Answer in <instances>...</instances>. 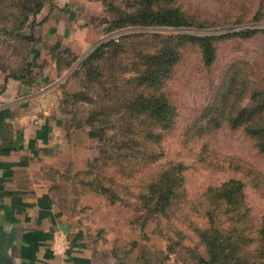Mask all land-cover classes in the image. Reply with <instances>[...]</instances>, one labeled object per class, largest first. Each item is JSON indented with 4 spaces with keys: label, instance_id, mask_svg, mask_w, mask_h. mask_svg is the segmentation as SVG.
<instances>
[{
    "label": "rangeland",
    "instance_id": "obj_1",
    "mask_svg": "<svg viewBox=\"0 0 264 264\" xmlns=\"http://www.w3.org/2000/svg\"><path fill=\"white\" fill-rule=\"evenodd\" d=\"M154 1L151 4V0H62L63 7L55 9L54 16L59 20L69 19V16L77 20L79 16L74 29L68 24L69 28L62 32L55 24L48 25L45 27L47 35L57 33L61 41L54 43L39 37L34 44L19 32L12 30L7 34L0 30V65L21 69L31 60L35 63L33 49L40 50V53L44 51L46 55L55 50L51 53L56 58V67L62 72L58 74V91L72 163L61 169L71 179L59 177V185L53 194L56 200H64L65 207L77 217L81 226L87 228L91 238L99 242L100 247L111 249L112 255L124 256L123 252H127L125 255L141 258L143 264H199V257L206 256V248L198 233L201 226H196L195 222L204 223V219L189 209V205L190 200L199 197L209 184H218L231 176L241 177L246 184L252 214L254 217L264 215V155L256 153L251 140L241 130L227 126L210 128L212 124L207 118L217 117V113L206 108L225 97L222 91L226 90L234 71L239 77L249 76L248 88L240 97L241 106L252 105L251 93L264 89V0ZM146 6L154 10L179 9L190 23L205 26L134 25L111 29V20L115 17L136 15ZM35 21L31 18L23 33H35ZM245 28L258 30L252 35L233 34L219 40L216 58L211 65L202 61L198 45L185 43L180 49L181 59L165 84L177 111L162 141L163 155L153 167L168 160L182 161L186 166L185 190L173 200L174 211L156 215L145 206L142 196H146L143 187L148 169L131 170L129 176L123 168H109L111 173H121L119 170L122 169L120 176L115 178L116 189L120 192L117 199L76 178L78 171L90 168L91 161L99 155V146L103 145L106 151H123L119 149L123 140L120 127L125 122L119 118L124 109L107 116L114 125L104 136V139L113 136L110 143L97 140L91 119L112 102L130 98L136 88L132 80L139 75V69L145 68L141 50L115 55L107 47L108 53L93 60L94 70L89 73L88 64H83V60L96 46L110 37H121L130 32L163 36L221 35ZM249 68L253 69L251 73L247 72ZM142 89L152 93L150 89ZM219 104L223 106L222 102ZM123 117L128 118L127 113ZM151 149L160 151L158 145L151 146ZM232 155L234 163L241 167L254 163L260 168L261 175L221 168L222 164H230ZM109 171L101 169L97 172L106 176Z\"/></svg>",
    "mask_w": 264,
    "mask_h": 264
},
{
    "label": "trees",
    "instance_id": "obj_2",
    "mask_svg": "<svg viewBox=\"0 0 264 264\" xmlns=\"http://www.w3.org/2000/svg\"><path fill=\"white\" fill-rule=\"evenodd\" d=\"M154 2L151 0L150 3ZM42 8V0H0V30L7 34L12 30L19 32L22 37L32 40L34 44L39 37L33 32L23 33V29ZM111 23L113 24L111 29L134 25L205 26L203 23H190L189 18L179 9L154 10L149 6L144 7L142 12L136 15L120 14L112 19ZM256 30L258 29L245 28L221 35L176 36L130 32L121 37H110L96 46L83 60V64H88L89 73L94 70L93 60L108 53L105 49L107 47L111 48L115 55L134 49L141 50L145 58V68L139 69V75L132 80L136 83V88L130 98L123 102H112L101 108V111L91 119L93 134L97 140L110 143L113 136L106 139L104 136L114 125L107 116L116 110L124 109L119 118L121 122H125V125L120 127V130H123L121 131L123 140L120 141L119 149L123 151L119 153L106 151L103 145L99 146V155L91 161L90 168L78 171L76 178L86 182L96 191L110 193L112 198L117 199L120 198V192L116 189L115 178L117 175L120 176L122 169L119 170L121 173H116L118 171L111 173L109 168L116 166L123 168V172L129 176L131 170L137 172L148 169L143 187L146 196H142L145 206H149L156 215L174 211L173 200L185 190L186 166L182 161L176 160L160 162L155 167L153 163L163 155L162 141L165 132L171 128L177 111V105L170 97L165 84L181 59L180 49L187 42L198 45L202 61L206 65H211L216 58L219 40L233 34L252 35ZM34 67L35 63L32 60L21 69L0 65V68L8 73L7 76L28 78L31 81L36 79ZM252 71L253 69L249 68L247 72ZM236 72L230 74L229 84L226 85V90L222 91L225 97L206 107L207 110L217 113V117L209 116L207 122L212 124L210 128L227 126L241 130L251 140L256 153L264 155V89H256L251 93L250 96L254 100L252 105L241 106L240 97L248 88L249 76L239 77ZM142 88L150 89L152 93L148 94ZM219 102L223 103L222 107ZM126 113L128 118L123 117ZM153 145H158L160 151L151 149ZM233 160L234 155L230 156V164L228 166L222 164L221 168L247 170V173L256 176L261 173L260 168L254 163L248 167H241ZM101 169H106L109 173L106 176L98 173L97 171ZM50 176L53 182L50 186L52 192H55L56 185H59V177L71 179L60 169L51 170ZM245 190V181L241 177L231 176L218 184H209L199 197L190 200L189 209L198 212V216L204 219V223L195 222L196 226H201L198 227V233L206 248V256L199 257V264H264V215L254 217ZM57 202L72 215L65 207L64 200Z\"/></svg>",
    "mask_w": 264,
    "mask_h": 264
},
{
    "label": "crops",
    "instance_id": "obj_3",
    "mask_svg": "<svg viewBox=\"0 0 264 264\" xmlns=\"http://www.w3.org/2000/svg\"><path fill=\"white\" fill-rule=\"evenodd\" d=\"M60 2L43 0L35 17L37 37L56 43L61 38L57 33L47 35L45 27L55 24L65 32L69 25L72 29L77 25L79 16L77 20L54 16L55 9L63 7ZM51 52L46 55L33 49L34 81L7 76L0 68V230L18 229L12 252L22 264H143L127 252L114 256L111 249L100 247L77 217L59 206L50 190L51 170L72 163L58 91L62 72ZM57 230H63L71 242L64 253L53 249Z\"/></svg>",
    "mask_w": 264,
    "mask_h": 264
},
{
    "label": "water",
    "instance_id": "obj_4",
    "mask_svg": "<svg viewBox=\"0 0 264 264\" xmlns=\"http://www.w3.org/2000/svg\"><path fill=\"white\" fill-rule=\"evenodd\" d=\"M18 234V229H12L11 231L0 230V264H22L12 252L16 247L15 240Z\"/></svg>",
    "mask_w": 264,
    "mask_h": 264
},
{
    "label": "built area",
    "instance_id": "obj_5",
    "mask_svg": "<svg viewBox=\"0 0 264 264\" xmlns=\"http://www.w3.org/2000/svg\"><path fill=\"white\" fill-rule=\"evenodd\" d=\"M70 243V240L63 230L55 231L52 245L56 253H64L67 247H69Z\"/></svg>",
    "mask_w": 264,
    "mask_h": 264
}]
</instances>
